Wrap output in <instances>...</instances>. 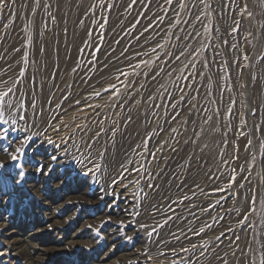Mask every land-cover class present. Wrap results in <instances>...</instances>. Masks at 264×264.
<instances>
[{
  "label": "rangeland",
  "instance_id": "obj_1",
  "mask_svg": "<svg viewBox=\"0 0 264 264\" xmlns=\"http://www.w3.org/2000/svg\"><path fill=\"white\" fill-rule=\"evenodd\" d=\"M130 2L40 0L41 6L33 15V0H15L14 3L8 0L9 7L0 9V90L4 88V81L19 78L22 65H18L17 61L22 53H16L14 49L24 45L23 50L29 53L27 71L12 97L24 106L10 115L5 112L9 123L4 127L17 129L10 133L12 139L23 136L25 131L29 135L42 133L30 145L28 155L38 149V158L43 154L42 162L47 164L50 162L48 155H57L63 163V150L57 151L45 142L46 137L59 142L68 131L63 129L54 133L52 128L57 123L63 120L69 128L80 124L98 130L93 122L104 120L103 127L106 129L95 145L98 150L106 149V166L94 179L79 177L60 185L59 181L39 175L26 165L27 175L16 201L7 206L0 205V264H29L13 244L14 239H21L26 250L40 255V259L33 264H149L146 257L140 254L144 249H148L154 257L151 264H171L179 257H193L192 264H221L215 255L219 253L223 256L225 252L229 253V264H246L247 258L241 251L236 250L235 256L231 254L235 243L246 250L255 234L257 255L261 245H264V148L260 147L264 142V0H246L253 12L252 20L236 15L235 8L229 10L222 7L227 0H206L211 8L199 6L192 9L193 13H209L206 19L195 22V31L200 36L187 41L188 45L200 50L196 69L207 78L195 77V88L199 91L186 88L185 93L190 95L184 102L179 101L180 88L190 81L179 77L187 76L193 69L183 67L188 63L183 58L182 63L168 65L155 80L152 79L154 72L147 77L143 75L144 72H151L153 67L159 71L158 66L151 64L138 70L141 72L139 76L121 77L125 84L132 85L128 93L123 92V86L116 80L118 70L130 71L127 66L129 60L125 57L132 58L137 52H148L157 41L167 45L168 50L175 51L172 46L177 41L172 33L183 36L186 33L181 29L193 31L192 27L182 24L164 33L163 29L168 28L173 14L165 13L161 7L163 0H151L150 8L141 6L148 4V0H138L131 10L126 11ZM45 4L51 7L45 9ZM92 5L96 7L89 11ZM107 5H112L111 9ZM49 13L55 16V21ZM157 14L164 17L163 22L145 32L144 29ZM105 18L107 23L101 29L100 24ZM183 18L192 20L191 16ZM233 20L240 21V30L229 35ZM248 32L256 37H249L251 44H246L243 39ZM225 40L228 44L223 43ZM237 43L249 55L251 63L249 69L243 70L242 76L234 62L238 53L230 47ZM97 47L99 51L95 50ZM138 59L154 57L141 56L131 59V63H137ZM201 59L208 60L207 68L201 67ZM225 60L230 64L226 74L221 72ZM240 62L243 63L242 60ZM169 71L173 75H167ZM250 73L256 75V80L250 79ZM218 74L223 75L224 80L218 82ZM229 75L231 81H228ZM241 79L248 81L243 95L237 86ZM113 83L121 89L122 95L118 99H110L112 93L103 92ZM228 83L232 85L231 91L226 89ZM95 92L101 95L97 97ZM168 93L175 97L172 100L176 104L175 111L169 103ZM206 94H210L216 103H209ZM149 95L153 100H148ZM193 96H196V101H192ZM230 98L237 102L232 117H214L211 124L205 125V115H212L217 108L223 113ZM33 101L35 108L32 107ZM188 101H198L196 111H189ZM113 104H122L123 107H113ZM244 104L248 107L244 108ZM206 108L209 109L207 113L204 112ZM240 112L245 113L247 120L243 128L247 137L239 136ZM176 113L180 115L173 121ZM21 116L26 118L21 120ZM128 117H131L130 122H127ZM229 119L231 130L226 127ZM113 121L119 129L115 136L110 131ZM213 126L217 131L211 130ZM173 128L177 129L175 133L171 131ZM201 128L204 129L201 135H194ZM148 134L153 135L147 144L148 152H145L143 144ZM80 139L81 133L77 132L74 140L79 142ZM222 139L230 143L225 146L221 143ZM248 139L252 140L250 148H246ZM233 143L238 147L235 153L239 156L238 160L230 159ZM7 144L8 141H0V145ZM137 145L140 147L137 148ZM161 145L162 150L157 151ZM69 147L74 153L71 145ZM172 148L176 151L173 152ZM149 152H156L154 160ZM0 159L6 157L0 153ZM222 160L229 162L223 164ZM121 165L128 169L123 182L111 186L112 178L123 171ZM141 165L143 169L139 173L132 170L141 168ZM240 166L247 170L240 171ZM233 168L237 169L238 183L226 192L209 194L214 187H226V179ZM60 170L58 163L53 175ZM146 173H150L151 178ZM213 174L218 179L210 181L208 177ZM147 184L156 187L148 188ZM239 184L244 187L240 188ZM201 189L204 194H201ZM253 194L257 198L256 212L253 214L248 209L247 214L248 222L255 226L254 232L246 224L238 223L248 207L245 197ZM184 196L190 199L184 200ZM173 201L177 203L173 204ZM209 203L215 207L210 211H201ZM153 205L162 211L153 214ZM169 207L176 208L177 213L169 212ZM136 212L140 215L137 216ZM166 215L173 216V219L149 237L147 232L157 224H163ZM102 220L108 223L100 227ZM120 221H125L127 226H122ZM141 224L148 225V228L141 229ZM204 224H211L212 228L201 236H194L189 231H198ZM88 225L93 227L90 229ZM96 228H100L99 233ZM228 228L232 231L227 232ZM12 231L18 232L10 234ZM221 232L225 235L216 241L214 237ZM173 234L180 236V240L173 239ZM126 236L133 239L128 241ZM236 236L240 240L233 243ZM28 240L36 247L25 245ZM202 240L212 241L205 256L199 255L202 251L199 248L195 253H179L181 247L200 244ZM173 248L178 256L171 254ZM160 251L165 256H159Z\"/></svg>",
  "mask_w": 264,
  "mask_h": 264
},
{
  "label": "snow or ice",
  "instance_id": "obj_2",
  "mask_svg": "<svg viewBox=\"0 0 264 264\" xmlns=\"http://www.w3.org/2000/svg\"><path fill=\"white\" fill-rule=\"evenodd\" d=\"M15 0H12V3H14ZM138 0H131V2L127 5L126 11L131 10L136 4ZM34 6L32 7L31 11L33 15L35 14L36 10L41 6L40 0H33ZM142 7L150 8L151 7V0H148V4H142ZM199 6H203L204 8H211L210 3H206V0H163V5L161 7L164 8L165 13L171 12L173 15L168 21V28L163 29L164 33L171 31L172 29L178 28L180 25H187L189 27L193 28L192 32H188L187 29H181L186 33V35L183 36H176L173 32L172 35L175 36V39L177 43L173 45L172 47L175 48V51L168 50L167 45L162 44L160 42H156L155 46L151 47L148 52H137L135 53V56L132 58L125 57V59L129 60L128 68L130 71H119L118 75L116 76V80L121 83L123 86V92L128 93L131 90L132 85L131 84H125L123 80H121V77L127 78L129 76H139L141 75V72L138 70H141L142 68H147L150 64L154 66L159 67V71H156V68L153 67L151 72H144L143 75L145 77L151 75L152 72L155 74L152 75V79L155 80L157 77L161 75V73H164L166 71V67L170 64L175 63H182L183 60H187L188 63L183 64V67L185 69L191 68L193 69L192 72H190L187 76L182 75L179 77V79H183L185 81H190L189 83H186L182 88H180L181 95L179 96V101L184 102L187 98V95H190V93H185L186 88H192L193 91L198 92L199 90L195 88V77L201 76L205 77V74L202 71H199L196 69V61L200 57V50L198 48H194L187 44V41L189 39H196L200 36L199 32L195 31V22H201L202 19H206L209 13L206 12H199V13H193L192 9L198 8ZM9 7L8 0H0V9ZM27 7V5H25ZM45 9H48L51 7L50 4L43 5ZM96 5H92L89 9V11H92ZM109 9H111L112 5H107ZM222 7H227L229 10L232 8L236 9V15L240 16L241 18L247 17L249 20L253 19V12L249 10L248 4L246 0H227V4H222ZM11 15V14H10ZM87 15V13H85ZM49 16L53 21H55V16L51 15L49 13ZM184 16H191L192 20L184 19ZM164 20V17L160 16L159 14L156 15L155 19L148 24V26L144 29L145 32H148L151 28L156 26V24L162 23ZM81 24H83V21H80ZM107 23L106 18L104 19V23L100 24V28L102 29L105 24ZM139 23V21H137ZM240 21L239 20H233V24L230 26V32L229 35L233 33H237L240 30ZM47 27V25H45ZM66 31V30H65ZM157 35H160V32H157ZM89 38H91V31L88 33ZM249 37H252L253 39H256L255 36H253L252 32H248L244 37V41L246 44H251L252 41L249 39ZM30 44L31 41H28ZM87 43V41H85ZM147 44V41L145 42ZM224 44H228V41H223ZM24 45L21 46V48H16L14 51L16 53H22L20 56V60L17 61L18 65H22L20 67L19 71V78L12 81H4V88L0 90V141H8L7 146L0 145V153H2L6 159H0V205L7 206L8 204L14 203L16 201V198L19 194L20 189L23 188V182L27 175L26 165L28 168L33 169L37 174L42 175L48 179L51 180H57L59 181L60 185H65L66 183H69L73 180H76L79 177H83L85 179L91 177L95 178L97 174H100L102 169L106 166V149L101 151L95 148V145L98 143L100 137L106 133V129L103 127L104 120L100 121H94L93 123L97 125L98 130L94 129H88L84 125L77 124L74 128H69V125L66 124L63 120H61L59 123H57L53 128L52 131L54 133H60L63 129H68V131L65 133L64 136L60 137V141L57 142L50 137L45 138V142L48 145H51L54 149L57 151L63 150V163H60L61 157H58L57 155H48L47 159L50 161L49 163L42 162L43 154L40 155V158L37 156L38 149L33 150V154L31 156L28 155V150L30 145L34 144L35 139L40 137L42 133L36 132L32 134H28L27 131H25V134L23 136H18L15 139H12L10 133L16 132L17 129L15 127L8 128L4 127V125L8 124L9 121L5 119V112H7L9 115L17 110L18 108H22L24 105L20 103L17 100H14L12 97L13 95L18 91V84L23 79L25 72L27 71V64H28V57L29 53L27 51H24ZM231 49L234 52L238 53V56L235 58V64L236 68L239 71V75H243L244 69H249L251 67L250 58L249 55L240 47V45L232 44ZM96 51H99V48L97 47L95 49ZM41 52L44 51L43 48L40 49ZM81 52H83V49H81ZM125 52H127V49H125ZM121 55H124V53H121ZM152 56L154 59L144 60V59H138V62L135 64L131 63V59L139 58L141 56ZM243 61L241 63L240 61ZM200 64L202 68L208 67V60L207 59H201ZM230 67V64L227 60L222 62L221 72L227 73L228 68ZM167 75L171 76L173 75V72L169 71L167 72ZM207 78V77H205ZM256 75L254 73H250V79L256 80ZM232 77L228 76V81H231ZM220 80H224L223 75L218 74V82ZM238 88L241 90V95H243V90H245L248 86V81L241 79L239 84L237 85ZM143 87V85H141ZM226 89L228 91L232 90V85L228 83L226 85ZM103 92H111L112 96L110 99H118L121 97V89L117 87L116 84H109V86L105 89H103ZM95 96H100V92H95ZM169 96V103L171 104L173 111H175L176 104L172 103V100L175 99V97L171 94H167ZM209 100V103H216V101L211 99L210 94H206ZM148 100H153V97L151 95L148 96ZM192 101H196V96L192 97ZM192 101H188L189 105V111H196L197 110V103H193ZM77 104L80 103V101H76ZM236 100L233 98H230L229 105L225 108L224 112L222 113L219 108H217L212 115H205L204 118V124L209 125L215 118L220 117H228L231 118L233 115V108L236 106ZM113 107H123V105H116L113 104ZM32 107L35 108V102H32ZM86 107H93L92 105H87ZM98 107V106H97ZM155 107H160V105H155ZM244 108H247L248 105L244 104ZM209 109H204V112L207 113ZM254 111V110H253ZM180 114L176 113L172 117V120L175 121ZM26 117L21 116L20 119L24 120ZM53 119H56L55 117ZM131 121V117H128V121ZM15 122H13L14 124ZM185 123H187L185 121ZM113 127L110 129L113 136L116 135L117 131L119 130L118 127L115 126V121H113ZM247 125V120L245 118V113L240 112L239 113V136L241 137H247V133L243 131V128ZM226 127L231 130L232 124L231 119H229V124L226 125ZM211 130L217 131V129L213 126ZM163 131V129L161 130ZM172 133H175L177 129L173 128L171 129ZM204 131L203 128H201L200 132H194V135L199 137L201 133ZM77 132L81 133V139L79 142L74 140V137L76 136ZM153 134L146 135L145 142L143 144L145 152H148L147 144L151 141ZM224 135L226 136L227 133L225 132ZM167 143L166 141L164 142ZM187 143V141H186ZM221 143L225 146H227L230 142L227 139H222ZM74 149L73 151L70 150ZM252 145V140H247L246 148H250ZM140 145H137V148H139ZM163 145H161L160 148L157 149V151L162 150ZM204 147H207V145H204ZM261 148H264V142H261L260 144ZM172 151L175 152L176 149L172 148ZM238 151V147L233 143V154L230 155L231 160H238L239 156L235 153ZM149 155L154 160L156 158V152H149ZM35 161V163H33ZM228 160H222L223 164H228ZM254 162V157H253ZM60 164V171L57 172L55 175L54 169L56 164ZM151 163V161H149ZM121 168L123 169L122 172L118 173L117 176L113 177L111 180V186H116L118 184H121L124 179V173L128 171L127 168H123V165H121ZM143 169V165H141V168H133L132 170L139 173ZM247 170L244 166H240V171ZM149 178H151L150 173H146ZM237 169L233 168L231 170V173L226 179V187H214L211 189L209 194L214 193H223L226 192L228 189L232 188L234 185H236L237 182ZM210 181H215L218 179L217 176L210 175L209 177ZM245 180H248L249 177H244ZM148 188H155L156 185L154 184H147ZM197 188H199V185H196ZM240 188H243V184H239ZM201 194L203 193V190L201 189ZM195 196V193H193V197ZM184 200L190 199L188 196L183 197ZM182 202V201H181ZM245 202L247 204V209L245 210V214L242 215V218L238 221L239 224L247 226L248 229L253 230L255 229L254 224H252L249 221V215L247 214L248 209L251 210V213L255 214L256 212V203L257 198L256 195L253 194L250 197H245ZM173 204L177 203V201H173ZM218 203V201H217ZM192 207H195V205H192ZM215 205L209 203L207 208L201 209V211H210L212 208H214ZM160 211H162L161 208L156 207L153 205V214H157ZM169 212H172L174 215L177 213L176 208L169 207ZM136 215L139 216L140 213L136 212ZM176 218H182L177 216ZM173 219V216H167L164 219L163 224H157L155 227H152L150 231L147 232V235L151 237L153 234L157 232L158 228H163L170 220ZM247 222V223H246ZM108 221L102 220L100 221V227H103ZM120 224L122 226H127L125 221H120ZM92 225H88V228H92ZM141 229H147L148 225L141 224ZM212 228L211 224H204L199 228L198 231L189 229V231L192 232V235L194 236H201V234L206 233L208 229ZM97 233H99L100 228L95 229ZM227 232H231L232 229L228 228L226 229ZM183 235V233L181 234ZM225 235V232H221L218 236L214 237L216 241H220L221 237ZM180 236L173 234V239L179 241ZM187 238V237H185ZM103 239V237H101ZM126 240L131 241L133 239L132 236H126ZM240 237L236 236V241H239ZM257 242V236L253 234L252 236V242L247 245L246 250L240 249L239 244L235 243V250L231 252L233 256L236 254V250H239L242 252L243 256L247 258L246 264H264V245H261V248L259 249V255H257V249L254 247L255 243ZM211 240H202L200 244H190L189 247H181L179 249V253H195L196 250L202 249L200 251L199 255L201 257L205 256L208 252V248L211 245ZM139 251V250H138ZM171 254L173 256H178V252L175 248L171 249ZM141 255H144L151 264L154 257L150 254L148 249H144L143 252L140 253ZM159 256H165V253L160 251L158 252ZM229 255L228 252H225L223 256H221L219 253L215 255V259L218 261H221V264H229V261L227 259V256ZM193 257H188L187 259L183 257H179L178 259H174L171 261V264H192Z\"/></svg>",
  "mask_w": 264,
  "mask_h": 264
},
{
  "label": "bare ground",
  "instance_id": "obj_3",
  "mask_svg": "<svg viewBox=\"0 0 264 264\" xmlns=\"http://www.w3.org/2000/svg\"><path fill=\"white\" fill-rule=\"evenodd\" d=\"M18 232V231H17ZM17 232H15V231H12L10 234H14V233H17ZM30 236V235H29ZM9 237H11V238H13V235H10ZM24 239V238H23ZM20 240V241H19ZM14 239L12 242H13V244H15V247L20 251L19 253H20V255L24 258V259H26L28 262H29V264H33V261H35V260H37V259H40V255L37 253H33L31 250H26V248L25 247H23L22 245L23 244H21V239ZM29 241L30 240H28L27 242V244H25V245H29V247L30 248H35L36 247V244H32V243H29ZM17 245V246H16ZM45 249V248H44ZM31 251V252H30ZM42 252H44V251H42ZM41 252V253H42ZM41 260H42V258H41ZM43 261V260H42ZM45 261V260H44ZM36 262V261H35Z\"/></svg>",
  "mask_w": 264,
  "mask_h": 264
}]
</instances>
